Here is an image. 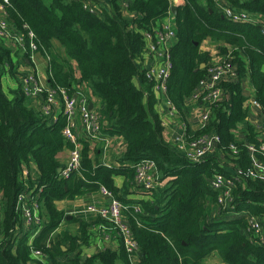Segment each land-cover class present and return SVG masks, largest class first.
Segmentation results:
<instances>
[{"label": "trees", "instance_id": "1", "mask_svg": "<svg viewBox=\"0 0 264 264\" xmlns=\"http://www.w3.org/2000/svg\"><path fill=\"white\" fill-rule=\"evenodd\" d=\"M91 2L96 3L94 11L82 0H0L14 32L25 40L23 62L32 61L28 32L34 33L38 53L49 60L50 88H64L73 95L76 87L86 83L102 98L110 131L127 140L124 160L128 165L96 166L86 141L84 146L82 142L81 168L68 178L62 177L58 170L64 164L58 153L73 145L63 133L66 116L62 113L50 123L47 114L29 102L21 82L24 71L14 60L20 52L0 39V264H133L119 233L117 249L100 248L90 256L80 248L91 242L92 233L85 224L77 235L66 233L56 242V231L65 218L57 201L104 186L121 202L131 204L126 195L136 179L133 164L142 158L156 162L159 178L164 181L163 186L148 190L150 199L139 200L140 212L133 204L127 210L131 235L144 252L141 264H203L212 253L225 264H264V177L255 169V163L264 166V139L249 120V98L243 88V81L249 78L264 112V33L260 26L264 0H222L223 7L245 11L255 18L253 21L230 20L215 0H184L177 6L166 85L178 115L187 120L193 112V94L208 77L213 56L201 47L206 39L224 43L219 52L229 53L235 72L220 79L223 95L210 105L208 124L187 130L189 140L203 133L220 137L217 148L201 161L191 159L167 139L157 109L155 81L137 62L151 43L160 40L158 33L164 31V23L173 12L171 0ZM55 39L76 68L66 67L51 56ZM76 69L81 78L75 76ZM5 74L17 83L9 89L10 94L4 89ZM34 163L40 171L36 180L24 176V170ZM218 173L236 178L225 207L219 202L220 192L212 186ZM118 175L126 179L124 193L116 185ZM29 190L42 220L33 240L35 225L21 231L23 216L17 209L19 194ZM251 218L260 222V233L249 229ZM66 243L68 251L79 250L63 261L61 257L67 252L61 245ZM34 250L43 252L46 259L35 258Z\"/></svg>", "mask_w": 264, "mask_h": 264}, {"label": "built area", "instance_id": "2", "mask_svg": "<svg viewBox=\"0 0 264 264\" xmlns=\"http://www.w3.org/2000/svg\"><path fill=\"white\" fill-rule=\"evenodd\" d=\"M82 1L84 6L92 11H94L97 7L96 3L93 4L91 0ZM215 2L221 8L224 5L222 0H215ZM223 8V15L230 20L237 22L253 21L255 19L253 17L250 18V15L245 11L232 10L230 7ZM172 25L171 21H165L164 31H160L158 33L160 40H158L155 44L151 43L150 49L148 50L149 52L156 53L158 59L160 60L158 65H151L145 68L146 76L155 81L154 89L157 94L164 92L167 93L166 83L169 78L172 65L170 60L171 54L169 51V45L176 37V31ZM260 26L262 28V32L264 33V21H261ZM28 34L31 38L29 43V47L32 50L31 60L34 62L35 55L38 54L37 45L32 39L34 33L29 31ZM0 38L12 39L16 44L17 51H20L23 53V56H25V40L21 34L14 32L3 3H0ZM160 56L164 57L163 60ZM229 73L233 74L235 72L233 71V66L227 56L220 57L218 60L213 61L208 69V77L201 81V88L193 94V102H202L204 104L200 113L202 122L201 126L208 124L210 120V105L220 99L223 95V90L219 86L220 79ZM40 81L37 72H26L22 78L23 91L25 95L32 100L45 94V96L43 95V110L46 114L50 113V110L55 103V92L60 91L63 97V113L67 119V123L63 128V133L73 144L69 160L60 172L62 177L68 178L75 171H78L81 168L82 142L85 141L84 136H82L76 128L75 116L77 113L80 114L81 120L85 126L86 137L97 139L102 122L100 113L90 107V101L81 88L76 87L74 94L69 95L64 88H60V90L48 88ZM254 103L259 104L258 101H255ZM175 112L176 111L172 106V110L169 113L170 116H174ZM162 123L164 125L166 124V121H162ZM177 140L179 141L181 148H183L186 141L184 134L177 136ZM219 140L220 137L216 133H203L201 136L191 140L190 144L192 148H186L185 154L195 161H201L208 153H211L216 149ZM249 148L252 150L254 149L252 146H249ZM133 167L136 170V183L140 187L147 191L159 187V183L162 180L159 178L158 168L153 159L142 158L141 160L135 162ZM28 172V169L24 170L25 175H27ZM261 175L264 177V166L261 168ZM235 181V176H227L221 173L216 174L212 180L213 188L220 192L219 202L223 204L224 207L229 204L228 200L232 197V188L235 185ZM102 189L111 197L110 203L108 205L95 203L90 204L85 210L94 212L106 220V222L102 224L104 230L108 228L107 224L114 227L116 231L124 237L126 249L132 255L131 258H133L137 254L138 244L131 235L130 227L123 221L122 208L125 206L109 189L104 186H102ZM40 190H42V187H40ZM17 207L26 219L28 226L31 227L35 225L30 239L32 240L39 234L42 228V220L39 214V205L35 202V196L31 190L19 194ZM134 207L136 211H141V207L138 205ZM249 229L254 233H260V222L256 218H251ZM1 230L2 212L0 204V232ZM32 255L35 258L42 259L44 261L45 254L40 250H34Z\"/></svg>", "mask_w": 264, "mask_h": 264}, {"label": "crops", "instance_id": "3", "mask_svg": "<svg viewBox=\"0 0 264 264\" xmlns=\"http://www.w3.org/2000/svg\"><path fill=\"white\" fill-rule=\"evenodd\" d=\"M173 5H180L184 3V0H171ZM174 12H171V14L166 19L167 21L172 22V26L176 28L175 23V16ZM2 39L8 47L12 48L13 51L17 50L16 44L12 39ZM177 39V38H176ZM175 41V38L173 39V42ZM218 43V44H217ZM54 46L52 49L51 56L55 58L56 60L63 62V64L68 67L71 65L73 68H76V64L74 61L69 59L66 55L65 49L63 45L55 39L53 42ZM221 42H217L212 40L211 38L206 39L203 44L201 45L202 49L208 50L211 52L213 56V61L218 60L220 57H228L229 53L227 55L220 54L219 48ZM216 48V50H214ZM20 52V51H19ZM20 57L23 55V53H19ZM15 55V54H14ZM19 56L15 57V61L18 64V67L24 71V74L26 72H37L39 75V81L41 79V83L45 84L46 87L50 88V80L47 72V66H48V58L38 53L35 55L34 62L28 61V59H25ZM49 57V56H48ZM69 60V61H68ZM159 59L156 53H152L149 51H146L142 57L138 58L137 62L140 65L141 68H147L151 65H158ZM75 76L77 78L80 77V72L78 69L74 71ZM24 74L21 77V82ZM9 77L11 79V75L5 74L3 78ZM81 82V80H80ZM139 82V81H138ZM139 84V83H138ZM79 88H81L86 96L88 97L90 101V105H92V109H95L100 113L101 117V129L98 132V138L92 139L86 137L85 132V126L81 120V116L79 113L75 116V123L76 128L78 132L84 136L83 146L84 142H89L91 146L90 155L93 157L94 164L97 166L98 164L107 165L110 167H116V168H123L128 165L126 161L124 160L125 153L127 151V140L125 137L120 133H112L110 131V123L104 116V103L100 96H98L96 93L93 92V90L90 88V86L86 83H83V85H79ZM243 88L246 96H248V108L250 109V116L249 120L250 122L255 126L256 130L260 134V138L264 139V112H262V105L261 103L257 104L254 103L257 101L253 88L250 84L249 78L243 81ZM158 96V106L157 109L162 117L163 121H166L165 131H166V137L167 139L176 144L177 148L186 153V148H192L190 142L191 140L188 139L187 130L195 131L200 128L202 122H201V109L203 107L202 102H192V110L193 112L188 115L187 120L183 119L182 116L178 115L177 112H175L174 116H170V111L172 110V105L170 103V100L168 99L167 93H161L157 94ZM55 103L53 104L50 113L47 114V117H49L50 123H54L57 118L63 113V97L60 93V91H56L54 94ZM29 102L34 105L36 108H40L43 110V104H44V98L43 95H41L39 98L35 99H28ZM252 103L251 106L249 104ZM44 112V110H43ZM45 113V112H44ZM64 114V113H63ZM67 123V122H66ZM163 124V123H162ZM180 134H184L185 136V145L183 148H181L179 141L177 140V136ZM82 146V148H83ZM72 148V147H71ZM71 148H66L62 152L58 153V158L60 161L65 165L69 160V155L71 153ZM217 148V147H216ZM252 150V149H250ZM263 165L261 163H255V169L258 172L261 170ZM63 168V167H62ZM28 174L24 176H32L35 180L38 179L40 176V171L37 167V164H32L31 168L28 170ZM136 177V175H135ZM166 182L168 181V178L165 179ZM126 179L122 175L115 176V182L116 185L121 188L122 193H124V185H125ZM163 181L159 183L160 187L163 186ZM136 184V185H135ZM40 189V188H39ZM1 196V192H0ZM151 195L149 192L142 187H140L136 183H133V186L130 187L129 191H127L126 198L131 200V204H124L125 207L122 208V218L123 221L129 226V215H128V208L132 206H139L141 207V204H139V200H147L150 199ZM136 201V202H133ZM111 201V197L105 193L102 189V186L98 190L88 192L82 195H78L73 199H62L57 201V206L60 209H63L65 211V218L63 219L62 223L58 227L56 231V242L61 241V237L65 236L66 233H70L71 235H77L81 232V225L85 224L86 228L89 229L90 233H92L91 242L88 245H84L80 247L82 249V252L84 255H92L95 252H97L100 248H111V249H117L120 246V237L118 235V231L111 225L107 224L108 228L106 230L103 229L102 222H98L101 216H98V214L94 212H90L85 210L86 207L90 204H100V205H108ZM212 204V203H210ZM212 208L215 209V206L212 204ZM18 209V207H17ZM19 210V209H18ZM136 211V210H135ZM23 216V214H22ZM23 224L21 227V231L27 230L29 228L26 219L23 216ZM258 220V219H257ZM130 227V226H129ZM20 231V232H21ZM263 231V229H262ZM19 232V233H20ZM122 236V235H121ZM123 237V236H122ZM124 238V237H123ZM33 240V239H32ZM62 249L64 252H67L66 255L61 257V260H66L67 257H73L75 256L76 252L79 250H73L68 251L69 243L62 244ZM141 250L138 246V251ZM137 254L131 258L133 260V264H141V257ZM46 257V255H45ZM46 259V258H44ZM223 262L220 260L219 255L217 253H212L209 255L205 260L203 264H222Z\"/></svg>", "mask_w": 264, "mask_h": 264}, {"label": "rangeland", "instance_id": "4", "mask_svg": "<svg viewBox=\"0 0 264 264\" xmlns=\"http://www.w3.org/2000/svg\"><path fill=\"white\" fill-rule=\"evenodd\" d=\"M219 6V5H218ZM203 44V43H202ZM218 44V43H217ZM222 44H224L223 42H222ZM217 48H219L218 46H217ZM214 50H216V48L214 49ZM226 55V54H225ZM263 70H264V67H263ZM3 84H4V89H5V91L8 93V94H10V91H9V89L10 88H14L15 86H16V81H15V79H13V78H11V79H9V77H5V78H3ZM252 105V103H250L249 104V106H251Z\"/></svg>", "mask_w": 264, "mask_h": 264}, {"label": "water", "instance_id": "5", "mask_svg": "<svg viewBox=\"0 0 264 264\" xmlns=\"http://www.w3.org/2000/svg\"><path fill=\"white\" fill-rule=\"evenodd\" d=\"M172 11L174 12V14L177 12V6L176 5H173L172 6ZM90 107L92 108V105H90ZM62 170V167L59 168V173L61 172ZM138 254L140 255V257H143L144 256V252L142 250H139L138 251ZM222 264H225L224 262Z\"/></svg>", "mask_w": 264, "mask_h": 264}]
</instances>
